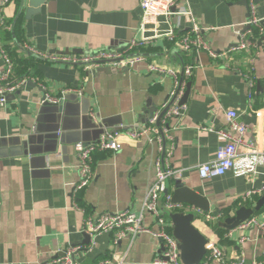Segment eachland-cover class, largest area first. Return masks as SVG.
<instances>
[{
	"label": "crops",
	"instance_id": "0c3cea01",
	"mask_svg": "<svg viewBox=\"0 0 264 264\" xmlns=\"http://www.w3.org/2000/svg\"><path fill=\"white\" fill-rule=\"evenodd\" d=\"M250 2L261 20L260 29L246 24ZM19 3L11 0L3 10L5 20H11L10 41L4 40L0 29L2 51L14 53L25 62L21 69L27 66L30 72L19 77L24 82L14 92L4 93L6 101L0 105V264H54L68 247L73 249L67 256L74 264L103 260L149 264L161 257L163 246L151 233L130 243L127 238L115 241L110 232L91 235L83 230L88 215L138 211L155 181L156 161L183 169L180 179H166L159 206L164 195L172 196L180 184L208 199L210 211L193 226L222 249L220 264L239 258L244 264L263 260L264 206L244 226L225 230L218 221L239 206L255 205L264 195V166L254 165V172L236 168L207 179L198 176L197 167L212 160L225 144L217 131L226 128L228 111H235L247 125L245 142L264 143V0H185L178 8L186 7L192 21L181 14L172 20L177 37L188 34L194 23L200 27L208 50L235 45L244 31H250L251 39L256 37L255 46L212 58L207 49L183 51L178 43L163 38L142 50L153 56H144L132 67L121 70L123 65L111 64L118 71L104 65L63 64L48 56L74 59L98 50H124L128 55L127 43L138 36L139 0H46L40 13L29 19L22 13L11 30ZM13 37L47 61L22 52ZM172 48L179 53L165 54ZM150 64L176 71L183 70V64L194 65L187 96L180 100L185 111L164 125L163 119L156 121L159 132L167 129L161 142L152 135L123 136L119 150L95 151L92 180L76 190L74 144L95 143L104 131L141 130L168 98L173 77L151 72ZM4 67L0 52V73ZM45 94L58 103L43 101ZM246 152L244 144L238 146L241 156ZM182 205L180 211L189 209ZM145 224L156 231L151 216H146ZM166 230L172 234L171 220Z\"/></svg>",
	"mask_w": 264,
	"mask_h": 264
},
{
	"label": "built area",
	"instance_id": "2783aa9c",
	"mask_svg": "<svg viewBox=\"0 0 264 264\" xmlns=\"http://www.w3.org/2000/svg\"><path fill=\"white\" fill-rule=\"evenodd\" d=\"M11 0H0V29L3 28L5 18L3 16L4 8L10 3ZM185 0H139V8L141 11L140 22L138 30V36L131 38L127 43L125 51L128 55L140 54L146 46L154 45L158 40L163 38L171 41L173 44H179L180 49L183 51L192 48L207 49V45L201 40L200 32L202 29L195 23L190 29L188 34L177 37L176 31L172 24V20L176 15H187L192 21L190 11L183 6L178 8L180 3ZM247 25L260 29L261 20L257 17L254 10V5L250 2V18L246 22ZM249 32H241L237 43L222 51L208 50L209 55L212 58H224L231 52L244 50L256 45L255 39H251ZM255 40V41H254ZM1 45V43H0ZM27 50L33 51L31 47L26 46ZM124 51V50H123ZM122 52H112L105 50H98L80 58L70 59L64 56L49 57V59L66 62H95L101 60H115L124 57L126 54ZM2 59L4 61V69L0 73V105H3L6 101L3 96L6 92H14L20 85L23 84V79L18 81H12V61L8 54L2 51L0 47ZM127 56V55H126ZM45 58V57H44ZM142 56L134 55L126 59L115 62L114 64H121L127 68L132 67L134 62L142 60ZM194 65L184 64L183 70L176 71L168 69L162 66L150 64L149 70L151 72H164L170 74L173 77L174 85L171 88L168 98L165 103L158 108L152 118L149 120V125L141 130H110L104 131L99 135L98 140L95 143L84 144L83 142H77L74 144V149L77 152L78 158V175L79 181L76 186V190L86 187L92 180V154L98 150H112L117 151L121 148L122 137L139 138L151 136L162 141V138L166 136V128L162 127V133L156 128V121L163 119V125L166 121L177 119L186 109V105L180 102L181 97L184 94L188 80L193 73ZM181 74V78H177L178 74ZM252 89V82L248 84L249 96ZM80 93V92H78ZM43 101H48L52 104L58 103L57 98H53L45 94ZM259 117L261 112H256ZM227 124L226 128L218 130L217 134L223 137L226 142L220 146L215 154V157L197 167L198 176L201 179H207L212 176H221L232 169H240L242 172H254V165L261 164L264 166V143L253 144L251 142H245L244 135L247 131V125L238 119L235 111H228L226 113ZM209 130L208 128H204ZM244 144L247 152L241 156L238 153V146ZM163 150V147L160 148ZM155 181L149 186L146 195L141 203L138 211L126 209L123 211L106 212L98 215H88L84 221L83 230L91 235H98L103 232H110L113 234L114 240H121L127 238L129 242H133L137 236L142 233H151L156 239H158L163 246V253L161 257L154 258L149 264H182L178 255V249L176 241L172 234L167 232L166 228L170 225L169 218L165 217L170 212H178L183 209L181 203H174L171 201V195L165 194L161 206L158 204L160 195L165 190V181L168 178L180 179L183 176V169L172 168L165 165H161L156 161L155 165ZM264 190V187L261 188ZM249 194V192H248ZM247 194V195H248ZM151 216L153 225L156 228L155 232H151V228H148L145 224L146 216ZM248 222V221H247ZM254 223V221H252ZM246 222L241 225L244 226ZM264 227V225H261ZM206 252L202 257L199 264H211L222 263L224 259V253L222 249L213 243L208 241L205 245ZM73 249L68 247L66 253L61 258L55 259L54 264H74L69 258L68 254ZM109 260H103L98 264H108ZM119 264V263H118ZM233 264H244V259L239 258ZM251 264H264V259L261 261H252Z\"/></svg>",
	"mask_w": 264,
	"mask_h": 264
},
{
	"label": "water",
	"instance_id": "95a60500",
	"mask_svg": "<svg viewBox=\"0 0 264 264\" xmlns=\"http://www.w3.org/2000/svg\"><path fill=\"white\" fill-rule=\"evenodd\" d=\"M46 0H20L19 7L15 18L13 19L11 30L14 27L18 18L24 14L26 19L31 18V16L41 12V6L45 3ZM13 42L18 46V48L28 55H32L40 60H46L43 56L31 52L23 47V45L13 37ZM179 53L178 48H172L169 52L165 54H175ZM140 55L144 56H153V54H130L124 56L120 59L115 60H101L95 62H66L62 61L63 64L70 65H97V66H109V69L112 71H118L115 66H112L114 62L126 59L128 57ZM61 61V60H59ZM184 65V64H183ZM105 69V68H104ZM126 69L125 66L121 70ZM97 69L93 70L90 73H96ZM89 73V72H87ZM22 78L17 79L16 81ZM32 84L31 82H27ZM189 83L187 84V89L184 93L182 101L185 100L188 93ZM171 201L174 203H182L188 205L189 209L186 211L179 212H170L168 213V218L171 220L172 236L176 241L178 255L182 264H199L202 257L204 256L206 249L205 245L208 242L207 238L199 232L194 226L193 221L197 219H202V213L210 211V203L207 198H205L200 192H197L195 189L189 187L187 184H180L176 186L172 192ZM264 206V195H262L255 205L246 207L239 206L232 215L226 216L223 220L218 221V226L230 230L233 229L247 219H249L255 212L260 210Z\"/></svg>",
	"mask_w": 264,
	"mask_h": 264
},
{
	"label": "trees",
	"instance_id": "16d2710c",
	"mask_svg": "<svg viewBox=\"0 0 264 264\" xmlns=\"http://www.w3.org/2000/svg\"><path fill=\"white\" fill-rule=\"evenodd\" d=\"M10 23H11V20H9V21L5 20L3 28H2V30H3L2 35H3V38H4L5 41H10V39H11L9 30H7V27L10 25ZM17 29H18V26H17ZM8 56L13 62V70H12V77H11L12 81L17 80V78H19L20 76H23L25 74L28 75V73H30L29 71H27L28 70L27 66L25 68L22 67V69H21V66H23V64L25 62L24 61H19L18 59H16L14 53H10V54H8Z\"/></svg>",
	"mask_w": 264,
	"mask_h": 264
},
{
	"label": "rangeland",
	"instance_id": "374dc122",
	"mask_svg": "<svg viewBox=\"0 0 264 264\" xmlns=\"http://www.w3.org/2000/svg\"><path fill=\"white\" fill-rule=\"evenodd\" d=\"M9 27H10V25L7 28H9ZM198 220H200V219H198Z\"/></svg>",
	"mask_w": 264,
	"mask_h": 264
}]
</instances>
